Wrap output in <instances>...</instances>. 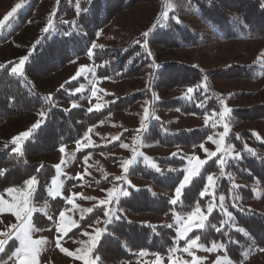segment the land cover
Segmentation results:
<instances>
[{
    "label": "trees",
    "instance_id": "obj_1",
    "mask_svg": "<svg viewBox=\"0 0 264 264\" xmlns=\"http://www.w3.org/2000/svg\"><path fill=\"white\" fill-rule=\"evenodd\" d=\"M38 1H22L21 7L8 21L6 31L0 32V46L32 18ZM135 1L56 0L53 20L51 24L48 20L47 31L37 37L26 55L21 75L16 76L11 72L15 62L0 68V125L8 118L44 112L40 127L32 130L30 136L21 143L20 152H15L14 146L10 144L0 147V193L8 188H20L25 180L35 177L34 201L47 203L48 212L57 216L66 205L63 200L50 199L47 195V187L54 175L53 167L48 163H30L28 159L80 140L95 123L104 121L112 113L127 112L136 102L146 100L154 109L176 110L182 116L196 118L208 116L211 123L207 126L177 128L169 119L151 117L140 138L141 147L197 148L208 140V136L221 130L222 124L217 123L219 113L227 108L230 112L226 117L228 132L225 142L239 155L230 160H222L220 155L208 160L199 175L184 189L180 202L175 205L170 204L169 197L147 188L130 189L128 196L118 200L115 217L101 232L92 258L95 264H119L135 260L140 253L164 256L172 249L183 246L185 242L176 241L173 229L164 225L129 221L128 215L148 213L164 216L170 210L184 215L194 205L204 207L208 197L202 198L200 192L205 188L207 176L211 174L218 177L217 192L224 195L232 210V217L225 222L223 216L215 210L206 220L205 227L191 231L187 239L199 235L201 238L197 244L201 247L220 249L230 262L240 264L264 249V214L244 205V202L254 200L255 189L261 188L264 193V143L258 142L250 132L237 134L230 129L232 122L247 118L252 107H229L228 101L242 92L224 97L213 83L212 72L179 61L160 64L154 46L158 45L161 49H191L204 44L205 38L224 41L264 39V0H164V13L157 14L155 22L147 31L115 46L95 45L94 42L108 21ZM185 7L189 15L204 25L203 29L192 22H182ZM73 13L74 18H65ZM145 33L148 35L145 36ZM93 44L95 47L90 58L96 67L97 78L114 82L139 78L142 88L124 96L112 95L110 97L113 101L107 106L91 111L81 107L64 109L54 104L55 101L76 99L78 96L67 91L79 81L64 83L63 87L53 93L51 100L30 84V75L37 66L44 65L47 71L53 67L51 72H55L78 58L88 57ZM174 64L182 70L176 68L171 74L168 72L169 67ZM234 69L241 70L238 72L240 76L252 80L259 78L254 64L228 65L222 67L218 75L230 73ZM178 74L181 77L176 81ZM168 75L173 80L164 85ZM163 87L178 88L181 94L164 98L161 91ZM189 88L193 91L189 92ZM257 107L264 110L263 105ZM246 140L254 143L253 149L246 147ZM176 154L155 157L151 162L140 159L129 168L128 175L147 181L156 189L172 192L184 175V155L180 152ZM6 180L8 182L5 183ZM237 181L253 185L255 189L236 184ZM235 195L240 198V203L232 207L230 201ZM35 219L34 225L38 230H47L53 226V221L45 215L36 214ZM103 226L101 224V229ZM97 256L99 260H96Z\"/></svg>",
    "mask_w": 264,
    "mask_h": 264
},
{
    "label": "rangeland",
    "instance_id": "obj_2",
    "mask_svg": "<svg viewBox=\"0 0 264 264\" xmlns=\"http://www.w3.org/2000/svg\"><path fill=\"white\" fill-rule=\"evenodd\" d=\"M22 1L0 0V20H3L7 13L17 4L22 5ZM55 3L56 0L38 1L33 9L32 18L27 20L22 28L0 46V68L11 62H15L13 66H19V60L26 57L37 37L49 25L47 23L48 20L50 18L51 21L53 20L52 12ZM165 8L166 3L164 0H136L129 7L116 13L108 21L94 44L100 47H111L147 31L155 22L157 14L164 13ZM74 13L65 18H74ZM196 20V17L189 15L185 7L183 9L182 22L187 24L192 22L196 27L203 29L204 25ZM8 21L5 22L0 32L6 31ZM211 33H213V29H211ZM204 41L201 46L191 49H161L158 45H155L156 57L160 64L167 61H179L212 72L214 75L213 83L224 97L234 92H242L235 99L228 101L227 105L243 109L252 107V109H250L247 118L243 121L232 122L230 129L237 134L245 131L250 132L258 142L264 143V118H261L264 115V110L257 107L259 105L264 106V39L224 41L205 38ZM92 49L93 46L88 53H92ZM232 64L241 66L247 64L256 65L259 78L252 80L240 76V73H238L241 72L240 69H234L230 73L218 75L222 67ZM174 65L169 67L168 72L171 74L176 68L182 70L176 64ZM51 68L47 71L44 65L37 66L30 75V84L36 86L35 88L46 95L47 98H52L53 93L64 83L83 80L67 91L71 95L78 96L76 99L68 102H54L56 106L64 109L81 107L91 111H98L113 101L110 96H124L142 88V81L139 78L116 82L97 78L95 74L96 67L89 55L88 57L72 61L55 72H51ZM21 73L22 71L14 74L20 76ZM180 77L181 75L178 74L175 80L179 81ZM172 80L173 77L168 75L163 84L165 85ZM164 88L161 90L164 98H172L181 94L178 88ZM76 89H79V91H76ZM149 106L150 104L147 100L138 101L127 112L112 113L104 121L95 123L80 140L63 146L64 152H61L59 148L28 159L30 163H48L53 167L54 175L47 187V195L50 199L58 198L63 200L66 205L61 211L64 212L63 218H61L60 213L57 216L51 215L47 210V203L39 204L34 201L36 183L34 184L28 197V207L31 209L28 214V222L32 228L30 235L33 240L43 241L39 245L35 264H83V261L77 259L76 256L84 255V252L92 245V238L97 235L98 231L101 235V224H107L112 217H115L116 202L120 198L128 196L130 189L147 188L161 193L169 197L170 204L173 205L171 201L176 199V188L172 192H164L154 188L147 181L137 180L128 176V168L126 170L124 168L125 161H129V166H131L140 159L151 162L155 157H166L180 152L184 155L185 165L183 170L185 175V169L189 167L188 159L191 157L207 162L217 155H220L222 160L224 158L225 160H230L239 155L234 148L227 146L226 142L223 149L217 152V146L214 141L218 140L219 134L224 132L223 124L221 125V130L213 133L212 140H207L202 144L203 147L200 146L193 149L140 147L137 137L139 138L147 125L148 119L151 117L153 119H169L177 128L207 126L211 123V118L208 116L200 118L182 116L176 110H151ZM145 108L148 109L147 118H145ZM40 113L41 111H38L33 114L6 118L7 121L0 125V147L11 144L16 148V145L12 143V139L22 132L28 131L37 120H40L41 124L44 116H41ZM142 122L144 124L143 128L141 127ZM22 141H20V144ZM121 144L127 145V147H121ZM245 144L248 149L254 148V143L250 140H246ZM99 148L102 149L99 151L94 150ZM212 152H216L217 155L209 157L208 153ZM192 163L195 164V160ZM204 165L200 168L199 173ZM199 173L191 178L190 183ZM213 178L215 192L212 194L210 191L202 197H208L204 207H200L202 214L207 216L208 219L210 214L207 211V205L211 202L213 211H218L225 222H228L232 217V210L225 201L224 195L217 192V175H213ZM53 181H55V184L52 183ZM238 183L255 189L253 185L237 181L236 184ZM91 184H95V186ZM16 189L24 190V184ZM109 193L112 195L109 196ZM124 193H127V195ZM13 195H16L17 198L19 197L18 193L9 194L7 190L0 193V198L5 201L4 205H0V234H4L0 235V240H7L4 246L5 250L0 252V264H18L13 252L19 246V242L15 237L7 239L8 235L17 231V228L13 226L20 223L13 214L14 210L8 206L12 203ZM179 202L180 200L177 201V204ZM230 202L231 206L235 207L240 203V198L237 195L232 196ZM244 205L249 209L264 214V193L262 189H255L254 200L246 201ZM196 207L194 205L190 212L194 211ZM89 209L92 211H89ZM190 212L181 215L175 210H170L164 216L148 213L128 215L129 221L144 222L150 225H164L173 229L176 241L185 242V244L174 248L175 251H171L168 255L160 256L140 253L135 260L120 262L119 264H157L158 257L159 264H173V262H176V264H234L217 248L206 249L197 244L190 248L188 252L183 251L187 246L186 240H188L189 233L193 230H200V228L194 227L186 237H177L178 229L184 226ZM36 214H42L51 219L53 226L47 230H38L34 225L35 220H37L35 219ZM61 248L66 251L61 252ZM67 252H72L74 255L69 256L66 254ZM92 252L89 254V258L93 260ZM240 264H264V249L247 257Z\"/></svg>",
    "mask_w": 264,
    "mask_h": 264
},
{
    "label": "snow or ice",
    "instance_id": "obj_3",
    "mask_svg": "<svg viewBox=\"0 0 264 264\" xmlns=\"http://www.w3.org/2000/svg\"><path fill=\"white\" fill-rule=\"evenodd\" d=\"M21 7L20 4H17L15 7L11 9L10 12L7 13V15L3 18V20H0V29L4 27V24L6 21L9 20L10 17L13 16L17 12V10ZM77 11L79 12V6H77ZM49 24H51V18L49 19ZM47 31V28L45 29ZM148 33H145V36H147ZM95 47V45H93ZM89 57L92 56V53H88ZM27 60V57L21 58L19 60V66H13L11 68L12 73H20L22 71V66L25 64V61ZM63 87V86H62ZM76 91H79V89H76ZM193 89L189 88V92H192ZM47 99H51L50 97ZM221 104H223V100L220 101ZM75 106V105H73ZM145 118H147L148 109L145 108ZM230 110L227 108H224L223 111L219 113V121L217 123H221L224 125V132L219 134V139L214 141L217 146V152H220L225 143V137L228 132V124L226 123V117L229 115ZM41 116H44V112L40 113ZM207 119V118H206ZM40 127V120H37L36 123H34L31 128L28 131L22 132L18 136L14 137L12 139V143L16 145V148L14 149L15 152L21 151V145L20 141L25 140L28 138L32 132L33 129H37ZM141 127H144V124L142 122ZM212 136H208V140H212ZM121 147H127V145L121 144ZM201 147L203 145L201 144ZM61 152H64V148H60ZM173 155H177L174 153ZM216 152L208 153L209 157L216 156ZM195 160V164L192 163V161ZM222 162V161H221ZM129 161L124 162V168L125 170L129 166ZM206 161H201L196 159L195 157H191L188 159L189 167L185 169L186 174L183 177L182 182L179 184L178 187L175 189L176 199L172 200L171 203L173 205L177 204V201L180 200L182 195V190L185 188L186 185L190 183V180L193 176L197 175L199 173L200 168L203 164H205ZM158 170V169H157ZM207 184L205 188L200 192V196L203 197L206 194H208L210 191L212 194L215 192V182L213 175L209 174L206 178ZM37 183L36 178L32 177L24 181V190L16 189V188H8L7 192L9 194L18 193L19 197L17 198L16 195L12 196V203L8 206L14 210L13 214L16 217L17 221L20 223L18 225H14L13 227L17 228L16 232H13L11 235L7 236V239H12L15 237V239L19 242V246L14 249L13 255L15 256L16 261L18 264H35L36 256L39 252V245L43 243V241L40 240H33L31 238L30 232L32 230L31 225L28 222V214L31 212V209L28 207V197L31 194V190L34 186V184ZM55 184V181L52 182ZM127 195V193H124ZM112 194L109 193V196ZM223 199V197H221ZM5 201L0 198V205H4ZM89 211H92L89 209ZM207 211L209 214L213 212V204L210 202L207 205ZM23 214V215H22ZM107 215V213H105ZM61 218L64 216V212H60ZM207 220V216L202 214V210L199 206L195 208L194 211H191L190 214L187 216L186 223L184 226L177 231V237L178 238H184L188 235L189 231H191L194 227L203 229L205 227V221ZM4 235V234H0ZM99 231L97 232V235L92 238V245L84 252V255H78L76 256L77 259L82 260L83 264H95V261L89 258V254L92 252V249L96 246V241L99 238ZM200 236L197 235L194 239H188L186 240V247L183 249L184 252H188L190 248H192L194 245H197V242L200 240ZM7 240H0V252H3L5 250L4 246L6 244ZM61 252H65L66 250L61 248ZM172 251H175V249H172ZM69 256H73L74 254L72 252L66 253ZM100 258L97 256L96 260H99ZM195 259V258H194ZM157 264H159V257L157 259ZM173 264H176V262H173Z\"/></svg>",
    "mask_w": 264,
    "mask_h": 264
},
{
    "label": "bare ground",
    "instance_id": "obj_4",
    "mask_svg": "<svg viewBox=\"0 0 264 264\" xmlns=\"http://www.w3.org/2000/svg\"><path fill=\"white\" fill-rule=\"evenodd\" d=\"M168 71V70H167Z\"/></svg>",
    "mask_w": 264,
    "mask_h": 264
}]
</instances>
